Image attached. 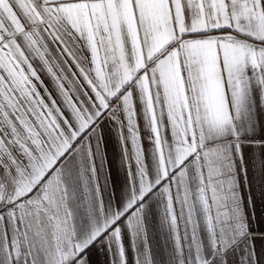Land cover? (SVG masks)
Listing matches in <instances>:
<instances>
[{"label": "snow or ice", "instance_id": "1", "mask_svg": "<svg viewBox=\"0 0 264 264\" xmlns=\"http://www.w3.org/2000/svg\"><path fill=\"white\" fill-rule=\"evenodd\" d=\"M0 264H264V0H0Z\"/></svg>", "mask_w": 264, "mask_h": 264}]
</instances>
